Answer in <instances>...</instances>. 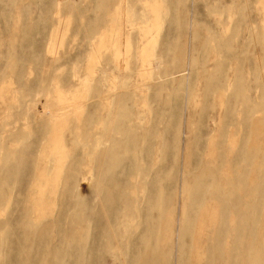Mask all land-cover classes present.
<instances>
[{"label":"rangeland","instance_id":"374dc122","mask_svg":"<svg viewBox=\"0 0 264 264\" xmlns=\"http://www.w3.org/2000/svg\"><path fill=\"white\" fill-rule=\"evenodd\" d=\"M25 25L31 29L23 33L21 26ZM10 39H15L12 46ZM219 90H225L223 97ZM116 93L123 96L111 132L115 138L123 144L125 137L118 131L128 128L130 122L134 124L132 120L121 124L123 113L141 118L134 129V145L141 148L139 155L134 159L129 154L123 156L116 172L126 177L137 162L143 172L153 175L155 166L146 158L156 156L160 140L165 149L162 163L171 165L177 159L181 165L178 181L188 179L196 172L197 156L207 151L205 140L213 137L212 146L216 153L222 152L225 162L235 160L241 168L246 167L247 177L255 176L253 205L244 203L242 211L246 222L244 240L256 239L257 249L250 251L249 241L242 242L233 253L222 257L211 254L207 259L203 253L202 264H219V260L238 264L247 250L251 252L249 259L255 257L252 264H264V0H0V221L11 223L4 232L0 227V264H19L18 257L24 252V243L17 236L20 229L13 225L23 220V206L14 201L17 191H24L33 168L42 132L37 117L39 113L46 114L37 112L40 104L52 99L64 108L70 105L63 116L68 117L82 108L76 99L84 97L91 106L94 95ZM28 100L34 102L29 105ZM103 102L108 105L110 97ZM246 106L251 108L248 115ZM91 110L86 108L82 117ZM159 110L162 124L155 123ZM3 112L8 120H4ZM17 116L26 117V126L19 122L9 135L2 134V124ZM257 119L263 125L260 131L254 127ZM66 129L62 134L70 145ZM126 140L130 141L129 136ZM187 147L192 155L190 164L184 160ZM14 150L21 152L18 160ZM78 154L67 158L68 165ZM203 160L204 157L199 164ZM256 163H262L261 169L250 172V164ZM7 172L18 189L3 210L2 202L10 189L3 182ZM214 180L220 183L217 175ZM246 182L249 184L248 179L245 187ZM95 185L96 182L89 186L90 194ZM242 194L249 199L250 191L230 188L228 203ZM74 195L68 200L74 201ZM65 201L66 196L61 195L58 205L47 207L48 194L39 196L36 191L27 203L32 225L61 220L59 210ZM127 203L121 196L115 207L123 213ZM180 205H176L177 233L182 227ZM226 206L225 218L230 227L234 211L241 210V204ZM187 213L191 215L188 210ZM176 240L177 237L174 246ZM90 241L91 238L89 247ZM183 242L188 246L186 250L160 247L166 253V264H181L182 258L186 261L191 255L190 236ZM229 243L235 248L234 242ZM110 245L114 248L115 241ZM46 246L45 241L34 240L31 256ZM130 250L129 246L124 250L126 261ZM83 259L92 260V264L115 262L113 253L100 254L97 245L92 252L88 249ZM68 262L75 263L74 255Z\"/></svg>","mask_w":264,"mask_h":264},{"label":"bare ground","instance_id":"6f19581e","mask_svg":"<svg viewBox=\"0 0 264 264\" xmlns=\"http://www.w3.org/2000/svg\"><path fill=\"white\" fill-rule=\"evenodd\" d=\"M18 27L19 24L16 23L15 28ZM21 27L23 33L31 29L30 25ZM14 42L15 39L9 40L11 46ZM218 92L223 97L225 90ZM106 96L110 97L108 105H104L103 102ZM122 96L121 93L96 94L92 98L94 102L91 106L84 97H80L75 101H78L80 107L84 109L81 108L68 117L63 116L71 108L70 105L69 108H64L52 99L40 104V111L37 112L43 111L46 114L37 113L42 132L33 168L24 191L21 194L18 190L17 199L14 201L17 205L22 204L24 213L23 220L13 222V225L20 229L17 236L24 243V252L18 257L19 264H40L41 262L42 264H69L68 259L73 255L74 264H92V260L84 262L83 256L88 249L92 252L96 245L99 247L100 254L113 253L115 259L113 264H166V253L161 252L160 247L163 245L186 250L188 246L183 239L188 236L192 243L191 255L186 257V261L182 258L181 264H202L203 253L207 255V259L211 254L218 257L227 253L231 254L239 248L240 243L247 241H249L247 248L250 251L256 250V239L244 240L246 222L242 211L244 203H247L248 207L253 205L252 195H254L255 186L252 179L255 176L252 174V177H247L246 167L241 168L235 160L225 162L222 152L216 153L212 146L213 137L205 140L207 151L197 156L196 164H198L194 168L196 172L188 179L178 181L181 165L177 159L174 158L171 165L162 163L161 154L165 149L160 140L156 143V156L146 158L151 166H155L153 175L149 173L150 171L143 172L144 168H140L137 162H135L134 170L129 171L126 177L116 172L118 164L125 159L123 156L129 154L130 158L134 159L141 150L140 147L134 145V129L141 123L138 115L135 116L137 119L130 118L129 113H123L120 116L121 124L128 123L130 120L134 122V124L130 122L128 128L125 127L118 131L125 137L123 144L111 133L114 131L113 124L118 116L117 109L118 105H121ZM32 102L34 101L28 100L29 105ZM29 105H26L27 108ZM88 107L92 108L91 112L89 111L85 117H82ZM246 107L248 115L251 108ZM3 113L5 114L4 120H8L6 112ZM25 119L26 117L17 116L12 122H5L2 124V134L9 135L11 130L18 128L19 122L26 126ZM155 123H163L161 111ZM254 127L260 131L263 128L261 120L257 119ZM65 129L71 139L70 145L65 143V135L62 134ZM127 136L130 138L129 142L126 140ZM56 142L58 144H55ZM188 150L187 147L184 160L190 164L192 155ZM14 152L18 160L21 152L17 150ZM77 152L79 156H76L68 165L67 158ZM202 157L204 160L199 164ZM2 167L0 159V172ZM261 167L262 163L250 164L249 171L254 173L256 168L260 170ZM9 169L12 170L13 167ZM184 170L188 171L189 168L184 165ZM238 172L241 174L239 175ZM149 175L150 179L147 181ZM216 175L222 185L218 180H214ZM12 179V174L7 172L3 182L8 184L10 189L8 194L6 193L5 201L2 202L3 210H6L13 193L18 189ZM247 179L249 184L246 182L245 187L244 182ZM177 181L181 186L178 187ZM94 182L96 185L93 193L90 194L88 188ZM209 185L215 188H209ZM43 187L45 190L42 192ZM230 188L250 191L249 199L246 200L242 194L228 203ZM146 189H148V194H145ZM36 191H39V196L48 194L50 203L45 202L47 207L58 205L61 195L66 196V201L59 210L61 220L58 218L48 223L40 225L33 223L32 225L27 203L32 195L35 197ZM73 195L74 201H69L68 197ZM121 196L128 201L124 205L123 213L115 207ZM39 201H42V198H39ZM178 202L182 207L180 209L182 229L180 228L177 233L174 227L178 215L176 211ZM227 204H233L236 207L241 204V210L234 211L232 223L231 221L229 223L230 227H228V219L225 218ZM0 210H2L1 203ZM187 210L191 212V215L187 213ZM8 225H11L9 220L0 221L2 232ZM139 227L142 228L140 233L137 232ZM227 230H229L228 234ZM207 231L210 234L205 235ZM214 231L215 234H212L211 232ZM79 235L84 238L77 239ZM175 237H177L176 246L172 244ZM133 239H136L135 245L132 244ZM34 240H43L47 246L45 250L31 256ZM54 241L56 243H53ZM111 241H115L114 248L110 245ZM230 241L234 242L235 248L232 249ZM127 246L131 250L126 261L123 256L127 254L126 252L124 254ZM250 254L251 252L248 253L247 250L238 264H252L255 257L249 259ZM219 264L232 263L219 260Z\"/></svg>","mask_w":264,"mask_h":264}]
</instances>
